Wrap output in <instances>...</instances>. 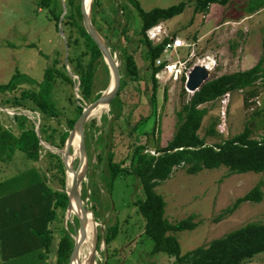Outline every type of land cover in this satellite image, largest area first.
<instances>
[{"label":"rangeland","instance_id":"rangeland-1","mask_svg":"<svg viewBox=\"0 0 264 264\" xmlns=\"http://www.w3.org/2000/svg\"><path fill=\"white\" fill-rule=\"evenodd\" d=\"M95 1L96 4L90 11V17L92 13L95 18L92 23L115 54L120 75L126 83L120 89L118 100L114 101L113 106L109 103L104 111L92 114L84 124L87 165L85 174L80 179L79 192L84 206L98 222L97 251L95 259L91 260V239L87 245L89 261L91 264H175L173 256L162 251H151L153 241L145 234L144 219L136 209V199L140 197L141 192L140 183L138 178L126 169H130L135 143H143V151L153 153L156 152L155 146L165 145L171 138L177 122L176 110L181 105L180 92L182 86L184 87L185 78L174 81L155 75L157 91L153 112L149 77L151 69L147 66L148 61L142 56L145 45L138 41L141 36L140 15L127 0ZM177 1L179 0H139L144 9L167 6ZM193 1L186 0V6L181 13L158 23V26L166 28L167 37L177 34L185 40V46L179 48L177 53L173 52L170 59H187L186 66L189 67L206 54L212 56L215 60L207 78L253 65L261 54L264 6L249 12L246 8L248 0H228L225 4L210 3L206 12H194ZM78 3L80 6V0H0V83L7 81L16 69L40 80L44 68L54 57H58L60 63H65L67 54L73 49L68 47L67 39L76 35L72 17L80 20ZM79 11L81 12V7ZM58 13L61 21L56 25L54 15ZM81 22L83 23L82 16ZM191 49L194 50L193 55H190ZM123 51L132 53L135 57L137 79L128 74L124 75ZM160 56L163 57L162 53ZM106 65L102 62L97 64L93 95L99 96L111 84ZM68 66L71 70L69 63ZM72 78L73 83L57 78L52 89V96L61 110V120L58 123L56 118H50L46 123L49 128H57L52 135L57 142L58 129L67 126V118L75 114V103L83 106L94 99H84L79 86L76 88L78 75L74 73ZM262 81L263 79H259L258 84L261 85ZM26 87H31V84L22 83L12 91L0 92L2 126L16 125L15 113L12 111L20 109V106L2 105L4 98H18L22 88ZM243 96L244 91L239 89L228 93L226 97L223 95L206 103L208 111L203 116L198 132L203 135L212 122H215L217 130L215 134L206 135L207 142L219 141L238 133L245 124L251 129V136L259 138L264 134V86L257 95L250 98L247 105ZM75 97L81 101H74ZM112 110H121V115L113 117ZM32 114L38 116V113ZM139 119L142 121H137ZM152 124L155 126L152 127ZM140 128H144L146 134L140 133ZM45 142L50 144L55 149L53 152L58 153L62 159V151L58 148H62L64 143L62 146H55L49 141ZM46 149L48 148L44 146V151ZM77 149L78 140L73 143L70 154L76 153ZM109 152H112L113 160L122 166V172L113 178L111 184ZM43 153L42 151L35 161L27 159L22 151L16 149L10 159L0 160V180L35 165L46 171L47 183L61 189V179L64 177L66 180L65 165L63 163L62 170L57 165V158ZM78 156L79 153L71 161L72 168L78 167ZM255 184H260L263 191L260 201L245 200L229 214L216 219L224 207ZM69 185L70 181L68 187ZM155 188L165 199L164 213L171 221L190 213L195 214L196 227L175 231L181 252L208 243L212 238L248 221L264 220L263 172L249 170L229 173L225 165H220L187 173L184 167L179 165ZM70 210L64 211L63 217L58 210L55 223L59 227L63 226L74 239L79 229L78 210L76 207L71 213ZM112 233L114 236L107 243L105 236ZM54 234L57 238L59 229ZM3 257H0V264H4ZM244 264H264V251L257 252Z\"/></svg>","mask_w":264,"mask_h":264},{"label":"trees","instance_id":"trees-1","mask_svg":"<svg viewBox=\"0 0 264 264\" xmlns=\"http://www.w3.org/2000/svg\"><path fill=\"white\" fill-rule=\"evenodd\" d=\"M133 5L141 17L138 41L145 45L142 56L147 60L151 69V104L155 112V95L157 78L155 73L164 64H155V59L161 54L164 44L168 41L165 36L161 41L153 42L146 34V29L160 20L168 19L181 13L186 0H179L167 6H153L144 9L139 0H127ZM228 0H194V12H206L212 2L225 4ZM96 1H92V9ZM264 6V0H248L247 10L254 12ZM77 11L79 19L72 17L76 35L69 36L67 45L73 48L67 54L71 70L79 78V91L84 99L96 98L93 95L94 77L97 64L103 60L102 53L94 39L86 31L81 22V12ZM60 14H55L56 25ZM91 20L95 18L91 13ZM67 23H70L66 21ZM72 23V22H71ZM157 23V24H158ZM156 24V25H157ZM121 30H124L122 26ZM261 54L250 67L206 77L192 92H187L182 86L180 108L176 110L177 122L175 129L165 145L155 146L157 153L144 152L141 142L133 145L130 169L140 183V197L136 199V209L144 219V232L153 241L152 252L162 251L174 257L175 264H244L257 252L264 251V220L248 221L224 234L212 238L208 243L199 244L181 252L180 242L175 231L193 229L197 225L195 214L171 221L165 215V199L156 190V185L167 179L176 166H183L187 173H195L202 168H215L225 165L229 173L257 171L264 173V134L259 138L251 136V129L245 124L242 131L219 141L207 142V134H215V122H212L201 135L198 130L203 116L208 111L206 103L212 102L226 92L243 90V101L247 105L250 98L257 95L264 86V35L261 39ZM47 57V54L44 53ZM124 60V75L137 79V64L132 53L122 52ZM107 66V65H106ZM57 78L73 83L71 74L65 63H60L58 57L44 68L42 78L37 80L31 75L16 69L9 79L0 83V92L12 91L20 84H31L22 88L18 98H4L2 105L29 108L40 114L39 136L35 130V122L24 113H15L16 125L2 126L0 124V160L10 159L15 150L22 151L29 160H38L41 152L57 158V165L63 170V162L58 153L49 149L44 151L40 139L49 141L55 146H62L69 130L82 110V106L75 103V114L68 117L67 126L58 129V142L53 139L56 127L49 128L46 123L50 118L60 122L61 110L52 96V89ZM183 80L184 77L182 76ZM263 79L262 84L258 80ZM126 83L120 77L117 94L110 101L113 106L118 100L119 91ZM33 85V86H32ZM166 97V88L164 89ZM81 101L80 98H73ZM6 114L5 111H2ZM113 117H119L121 110L114 112ZM137 121H142L139 119ZM139 123V122H138ZM155 124H152L154 127ZM139 128V124H137ZM145 133L144 128L139 129ZM146 134V133H145ZM109 183L122 172L119 162L113 160L112 152L108 154ZM65 178L61 179V189L47 183L46 171L39 167L28 166L17 173L0 180V221L2 222L3 238L0 250L3 252L4 264H68L74 239L66 229L55 223L56 213L61 211L63 217L68 204V195L64 189ZM263 191L260 184H255L242 195L237 196L231 204L224 207L216 219L232 212L245 200L260 201ZM62 219V218H61ZM59 229L56 238L54 232ZM114 231L116 228H112ZM114 233L105 236L108 243Z\"/></svg>","mask_w":264,"mask_h":264},{"label":"water","instance_id":"water-1","mask_svg":"<svg viewBox=\"0 0 264 264\" xmlns=\"http://www.w3.org/2000/svg\"><path fill=\"white\" fill-rule=\"evenodd\" d=\"M80 7L82 12V18H83V25L86 29V31L89 33V35L94 39L97 46L99 47L103 59L106 62L109 73H110V80L112 81L111 87L109 89H105L99 96L96 98L90 100L88 103L82 106V110L78 117L76 118L73 127L69 130L67 138L64 141V145L62 148H58L59 151H62V161L65 165L66 171L71 169V165L69 162H67V159L70 155V149L72 145V141L75 136L78 138V148H79V165L77 168H72L70 171H72V178L70 181V185L67 188L66 182H65V191L68 195V204L67 209L71 206V199L73 198L77 204V207L79 208L81 212V217H78L79 220V229H78V236H82L85 238L87 235V212L89 211L83 204L80 192H79V183L80 179L85 174V169L87 165L86 161V147H85V141L83 136V129L86 119L89 117V114L92 112V110L98 105V104H106L108 105L110 101L113 99V97L116 95L119 86H120V72L118 68L117 59L115 58V54H113L108 46V44L103 40V38L99 35L97 30L95 29L91 17H90V11L92 7V0L90 2L89 8L86 9L85 7V0H80ZM61 21V17L59 19V23ZM65 66L68 72L71 74V76H74V73L70 70L67 59H65ZM209 70L200 64H196L193 66L188 80H187V86L193 90H195L202 81L206 78ZM109 80V83H110ZM109 85V84H108ZM76 88L79 86V81L76 83ZM35 130L37 132V135L39 136V122L36 121ZM40 142L43 146L46 148L55 151L53 147H51L50 144H46V142L42 139H40ZM66 209V210H67ZM90 212V211H89ZM91 213V212H90ZM93 218V216H92ZM93 226L91 225V231L93 232L92 237V248H91V260L95 259L96 255V239H97V224L98 222L93 218ZM80 231V234H79ZM77 235L74 237V244L70 253V260L68 264H70V261L72 258L76 257L79 250V240L77 239Z\"/></svg>","mask_w":264,"mask_h":264},{"label":"built area","instance_id":"built-area-1","mask_svg":"<svg viewBox=\"0 0 264 264\" xmlns=\"http://www.w3.org/2000/svg\"><path fill=\"white\" fill-rule=\"evenodd\" d=\"M158 23V22H157ZM156 23V24H157ZM156 24L151 25L146 29L147 36L153 41L158 42L161 41L166 35L167 30L166 28H163L162 26H158L156 28ZM185 40L179 35L169 36L168 41L164 44L163 50H162V56L160 55L155 59V64H160L162 61L165 60L164 64L160 67V69L155 73V75L159 77H164L167 79H173L174 81L181 78L184 75V87L187 89L188 92L194 91L193 89L189 88L187 86V80L189 77V74L196 64H200L205 66L208 70L212 67L214 63V58L212 56L206 54L202 56L200 59H198L193 65L187 67V59L179 60V59H173L171 60V54L173 52L177 53L178 49L185 46ZM194 50H190V55H193ZM209 61V63H208ZM207 62V63H206ZM229 92L224 93V97L228 95ZM222 95V96H223ZM21 109V110H20ZM19 110L12 111V113H24L29 118L34 120L35 125L36 121L39 122L40 120V114L36 110H31L28 108H20ZM30 110V111H28ZM32 112L38 113V116L36 114H32ZM157 153V152H153Z\"/></svg>","mask_w":264,"mask_h":264},{"label":"bare ground","instance_id":"bare-ground-1","mask_svg":"<svg viewBox=\"0 0 264 264\" xmlns=\"http://www.w3.org/2000/svg\"><path fill=\"white\" fill-rule=\"evenodd\" d=\"M90 2H91V0H85V7H86V9L89 8ZM158 25L159 24L156 25V28H158ZM208 63H209V61H208ZM110 83L112 84V81ZM111 84L109 85V87L107 89H109L111 87ZM106 106H107L106 104H104V105L98 104L92 110V112L89 114V116H91L92 114H97V113H100V112L104 111V109L106 108ZM77 140H78V138H77V136H75L74 139H73V141H72L71 147L73 146V143H77ZM78 153H79V149H77L76 153L74 152V153H71L69 155V158L67 159V162H69L70 165H71V161L74 159L75 155L78 154ZM71 169H72V167H71ZM70 170H67L66 171V180L65 181H66L67 188H68V183H69V181H71V178H72V171H70ZM67 174H68V176H67ZM75 207L78 210L77 211L78 212V214H77L78 217H81V212H80L79 208L77 207V204H76L75 200L72 198L71 199V206H70V208L67 209V212L71 209L70 210V213H71V211ZM87 216H88L87 217V235L85 236V238H83L82 236H78L77 235L78 236L77 239L79 240V250H78V254L76 255V257H74V258L71 259L70 264H91L90 261H89V257L90 256H89V252H88L87 245H88V243L90 242V240L93 237V232L91 231V225L93 226V224H95V223L93 222L92 214H90L89 211L87 212ZM67 219H68V217H67ZM69 219H70V217H69ZM88 225L90 227V231H89ZM90 244H92V243H90Z\"/></svg>","mask_w":264,"mask_h":264},{"label":"crops","instance_id":"crops-1","mask_svg":"<svg viewBox=\"0 0 264 264\" xmlns=\"http://www.w3.org/2000/svg\"><path fill=\"white\" fill-rule=\"evenodd\" d=\"M240 69H244V68H240ZM1 227H2V222L0 221V228ZM2 238H3V234H2V230H0V243L2 242ZM2 256H3V252L0 250V257Z\"/></svg>","mask_w":264,"mask_h":264}]
</instances>
